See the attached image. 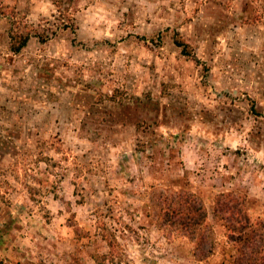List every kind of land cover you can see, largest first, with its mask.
Returning a JSON list of instances; mask_svg holds the SVG:
<instances>
[{"label":"rangeland","instance_id":"1","mask_svg":"<svg viewBox=\"0 0 264 264\" xmlns=\"http://www.w3.org/2000/svg\"><path fill=\"white\" fill-rule=\"evenodd\" d=\"M219 198L264 223V0H0V264H232Z\"/></svg>","mask_w":264,"mask_h":264},{"label":"trees","instance_id":"2","mask_svg":"<svg viewBox=\"0 0 264 264\" xmlns=\"http://www.w3.org/2000/svg\"><path fill=\"white\" fill-rule=\"evenodd\" d=\"M33 34L27 32H11L10 47L15 53L25 48ZM38 36V35H36ZM179 46H184L187 54V45L184 41L176 39ZM163 206L160 209V220L163 225L174 227L190 237L198 247H203L208 240L205 228L208 225V210L204 200L197 194H182L172 190L170 194L162 196ZM219 198L215 212L224 221L228 228V238L232 241L237 256L232 264H264V223H254L248 213L244 202L232 198L222 203ZM231 201H237L230 204ZM220 203V205H219ZM228 212L230 215L222 214ZM109 245H113L109 235H106Z\"/></svg>","mask_w":264,"mask_h":264}]
</instances>
